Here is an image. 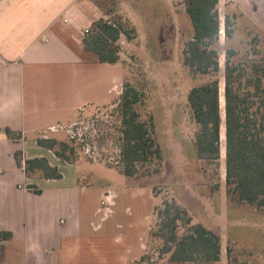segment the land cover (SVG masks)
Returning <instances> with one entry per match:
<instances>
[{
	"label": "rangeland",
	"instance_id": "374dc122",
	"mask_svg": "<svg viewBox=\"0 0 264 264\" xmlns=\"http://www.w3.org/2000/svg\"><path fill=\"white\" fill-rule=\"evenodd\" d=\"M98 2L106 20L136 28V38L121 36V61L116 68H103L99 75L96 67L100 69L102 65L94 63L92 67L90 83L94 89L101 83L103 88L107 83L109 86L112 77L119 76L113 84L118 95L93 92L91 102L106 105L80 111L77 108L85 107L89 101L81 95L87 88L88 76L73 80L68 86L57 80L51 85L42 80L39 85L42 108L66 106L69 111L58 117L62 122L52 125L58 127L57 132L44 128L35 137L47 135L69 141L73 134L83 138V145L75 141L78 159L74 163L78 185L83 186L79 197L83 231L78 239L63 243L55 264H172L154 235L165 201H174L188 212L192 223L203 225L219 237L221 259L215 264H264V211L252 205H238L225 191L223 98L228 49L234 51L230 62L243 74L241 81L233 83L241 93L246 92L248 64L264 60V4L261 0H219L221 31L214 45L219 71L216 75H192L182 63L184 44L192 37L191 22L185 12L191 0ZM130 2L137 15L125 8L126 15L122 14L121 6ZM225 16L232 24L229 39L223 30ZM214 78L219 81L220 92V156L218 161L207 162L195 154L193 139L197 126L186 98L192 87ZM125 82L143 92V117L152 120L162 151L160 164L139 167L133 177L122 175L117 166V102ZM71 114L72 120L68 121ZM105 199L107 203L101 205ZM182 231L185 228L181 227L179 232ZM1 250L22 251L8 246Z\"/></svg>",
	"mask_w": 264,
	"mask_h": 264
},
{
	"label": "trees",
	"instance_id": "16d2710c",
	"mask_svg": "<svg viewBox=\"0 0 264 264\" xmlns=\"http://www.w3.org/2000/svg\"><path fill=\"white\" fill-rule=\"evenodd\" d=\"M219 0H191L185 12L191 22L192 37L185 42L182 63L192 75H216L219 71L217 52L214 48L220 31ZM231 21L225 16L223 30L231 38ZM135 29L125 27L119 21L99 19L84 33L83 47L92 52L98 63L116 64L120 61L119 38L133 39ZM234 51H226L224 72V126H225V191L229 199L238 205H252L264 211V60L248 64L245 78L246 92L233 87L243 74L230 62ZM217 78L192 87L187 93V105L197 126L194 134L196 157L207 162L219 160L220 149V92ZM143 92L128 82L123 84L117 102L120 115L119 172L126 177L135 176L139 167L162 161L155 126L147 116L143 117ZM255 100V101H253ZM255 104L253 108V103ZM8 140L18 141L20 132L4 128ZM38 146L70 164L78 159L77 145L55 137L36 138ZM14 160L26 177L61 179L56 166L46 158H24L14 152ZM28 191L40 195L35 185H27ZM159 224L154 235L162 243V253L169 254L172 264H215L221 259L219 237L199 223H192L188 212L174 201H165L159 212ZM185 228L182 233L180 228ZM12 234L0 231V242L10 240ZM228 252V251H227ZM228 264H231L230 262ZM240 264H245L243 261Z\"/></svg>",
	"mask_w": 264,
	"mask_h": 264
},
{
	"label": "crops",
	"instance_id": "0c3cea01",
	"mask_svg": "<svg viewBox=\"0 0 264 264\" xmlns=\"http://www.w3.org/2000/svg\"><path fill=\"white\" fill-rule=\"evenodd\" d=\"M163 6L167 9L166 3ZM121 7L123 15V8L138 14L131 2ZM106 18L98 0H0V231L12 234L10 240L0 242V264H55L63 243L82 235L79 197L83 186L78 185L76 168L38 146L35 137L38 131L62 122L58 117L69 108H42L39 85L42 80L49 85L57 80L68 86L88 76L81 93L89 99L81 107L85 109L106 105L92 103L93 92L118 95L113 84L119 76H113L104 88L103 83L95 89L90 83L94 63L102 65L96 67L99 75L103 68H116L118 63H98L83 47L84 32L94 21ZM131 27L136 38V28ZM4 128L20 132L22 138L8 140ZM14 152L24 158H46L62 178L26 177ZM27 185L37 186L42 193L28 191ZM5 246L22 251H2Z\"/></svg>",
	"mask_w": 264,
	"mask_h": 264
},
{
	"label": "built area",
	"instance_id": "2783aa9c",
	"mask_svg": "<svg viewBox=\"0 0 264 264\" xmlns=\"http://www.w3.org/2000/svg\"><path fill=\"white\" fill-rule=\"evenodd\" d=\"M86 32V31H85ZM84 32V33H85ZM85 110V108H81L80 109V111H84ZM48 131L50 132V133H55V132H57L58 131V127H56V126H51V127H49L48 128ZM42 138H49L47 135H43V136H41ZM78 141L79 143H81L82 144V142H83V138L81 137V135H79V138H75L74 137V135L72 134V135H70L69 136V141ZM78 145V144H77ZM80 145V144H79ZM83 145V144H82ZM107 198V197H106ZM105 203H107V201H106V199H105V201H101V205H104Z\"/></svg>",
	"mask_w": 264,
	"mask_h": 264
}]
</instances>
